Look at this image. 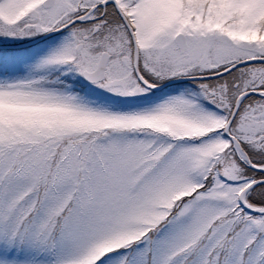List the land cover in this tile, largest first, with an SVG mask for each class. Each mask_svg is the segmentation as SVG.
Instances as JSON below:
<instances>
[{"label":"snow or ice","instance_id":"snow-or-ice-1","mask_svg":"<svg viewBox=\"0 0 264 264\" xmlns=\"http://www.w3.org/2000/svg\"><path fill=\"white\" fill-rule=\"evenodd\" d=\"M0 264H264V0H0Z\"/></svg>","mask_w":264,"mask_h":264}]
</instances>
